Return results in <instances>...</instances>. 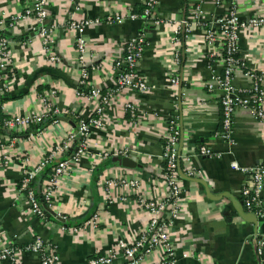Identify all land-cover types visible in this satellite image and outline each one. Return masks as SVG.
<instances>
[{"label":"crops","instance_id":"1","mask_svg":"<svg viewBox=\"0 0 264 264\" xmlns=\"http://www.w3.org/2000/svg\"><path fill=\"white\" fill-rule=\"evenodd\" d=\"M142 2L48 0L45 20L20 19L5 31L11 66L4 93L10 100L3 104V114L38 115L45 113L49 104L59 116L57 123L37 133L31 126L3 129L0 231L19 248L20 264H38L39 256L24 251L34 238L54 249L58 264H88L94 255L113 253L120 239L133 242L147 224L146 213L129 188L119 184L109 187L106 181L136 179L138 194L164 198L166 187L160 174L164 136L171 119L176 120L180 132L178 149L182 140V172L193 171L191 178L206 184L213 197H208L202 184L179 177L185 207L170 231L175 264H264V222L258 220L255 226L235 208L237 202L242 203L239 191L248 181L244 170L264 165V120H258L253 109L238 108L231 139L220 138L216 134L221 131L220 94L206 89L211 77L222 72L223 63L219 56H210L205 27L226 13L231 0H159L156 24L137 17ZM26 5L27 0H0V20L9 24ZM196 6L202 24L191 23L187 31L182 28L183 45L179 41L178 46L173 38L176 26L191 19V8ZM234 9L238 19L245 21L264 13V1L236 0ZM72 20L92 21L83 34L86 49L82 63L77 60L75 32L68 28ZM43 28L53 30L50 37L59 58L57 66L50 65L44 55ZM140 35L143 49L136 74L148 83L150 92L130 90L113 95L100 128L91 130L86 155L73 163L58 183L51 211L55 221L34 216L18 191L24 171L38 165L75 131L73 118L94 117L98 102L89 99L91 89L102 94L115 89L114 63L124 55L125 44ZM238 49L239 66L233 82L248 92L254 82L247 72L264 80V27L242 30ZM83 68L88 74L87 86L80 85ZM171 74L179 80L178 85L171 84ZM128 103L135 106L134 113L126 110ZM202 146L210 150L211 157L198 153ZM102 154H107V159L103 160ZM114 158H128L136 167L118 166ZM232 163L239 169H232ZM222 195L236 203L228 197L219 199ZM262 206L264 209V190ZM94 215L97 224H87ZM258 242L262 243L261 255ZM160 253L155 250L142 256L139 264H157ZM114 264L128 263L119 255Z\"/></svg>","mask_w":264,"mask_h":264},{"label":"built area","instance_id":"2","mask_svg":"<svg viewBox=\"0 0 264 264\" xmlns=\"http://www.w3.org/2000/svg\"><path fill=\"white\" fill-rule=\"evenodd\" d=\"M159 0H143L144 6L142 18L145 21L158 23L156 20V9ZM264 1V0H263ZM236 0H231L226 13L218 18H214L205 27L206 43L210 49V56H219L222 59V72L206 83V89L210 93L219 92L220 108H221V131L216 133L224 140H230L232 135L233 117L238 108L253 109L256 113V118L260 121L264 120V80L254 72H247L254 84L250 91L246 92L237 88L233 82V76L239 66L238 58L234 55H239L238 37L240 32L249 28L264 27V13L260 12L251 16L248 20H239L234 4ZM48 0H27V5L22 14L12 18L9 24H5L0 20V97L8 90L9 79L7 74L11 66V58L8 52L9 41L5 36V31L13 26V23L25 18H36L42 22L48 17L47 11ZM264 10V9H263ZM191 19L179 22L176 30L173 33L174 42L179 46V35L181 29L187 31L193 24H202L199 7L191 8ZM92 24L90 20L70 21L68 28L75 32V46L77 52V60L82 63L86 49L83 34L85 30ZM53 32L52 28H43L41 31L43 42L42 48L44 55L52 66H57L59 58L54 52V42L50 35ZM143 35H140L135 40H130L125 45V53L117 58L114 63L116 71L115 89L105 94L97 89H91L89 99L98 102L94 117L84 120L80 119L76 131L71 132L60 146L54 148L47 159L44 157L42 161L30 168L26 169L22 175L21 187L18 191L23 195L25 201L29 204L31 212L34 216L44 220L43 212L39 204L36 202L31 190L27 194L21 191L25 190L27 184L33 180L43 169L47 160H56L57 166L53 169V174L42 186V195L52 211L54 205V195L58 187L60 179L69 171L73 163L77 162L83 155L87 153V141L94 128H100L103 115L106 108L109 106L110 100L115 93L121 91H136L141 94H148L150 86L148 83L136 74V67L140 59L143 49ZM179 54L175 53L174 58L178 60ZM171 84L176 86L179 80L175 74H171ZM81 86H87L88 74L86 69L81 70ZM45 113L38 115H15L8 117L3 122V127L6 130H14L16 128H29L30 126L38 125L55 116L57 113L52 111L49 104L45 106ZM126 110L131 113L135 112V106L132 104L125 105ZM58 120H53L52 123H57ZM168 130L164 136L163 147V164L164 168L160 174V178L166 187L165 197L161 200L148 198L145 194H138L140 190L139 181L131 180H108L106 185L116 187L118 184L126 186L134 194L137 195V204L143 213H146L147 224L139 230L137 238L128 243L120 239L113 253L107 255H94L88 260V264H114L118 256L125 258L128 264H139L142 256H146L155 250H159L160 257L157 264H175V252L170 242V231L176 220L184 212L185 198L182 187L180 186V178L177 172L178 161V144L180 132L177 128L176 120L171 119L168 122ZM81 137L82 141L77 147L76 154L70 160H61L63 154L73 147L74 140ZM198 153L202 156L211 157V152L206 146L199 148ZM107 159V154L101 156ZM231 168L238 170L239 167L231 164ZM248 173V181L242 186L239 191L243 208L246 212L254 214L258 220L264 222V209L262 206V194L264 190V165L244 170ZM186 175L194 177L195 173L191 170H186ZM59 218L60 216L57 215ZM56 216V217H57ZM98 217L94 215L87 224L96 225ZM262 243L258 242V255H261ZM24 251L33 253L39 256L38 264H58V258L54 249L40 239L34 238L33 241L24 248ZM184 257V256H183ZM19 248L12 242L2 237L0 231V264H20Z\"/></svg>","mask_w":264,"mask_h":264},{"label":"trees","instance_id":"3","mask_svg":"<svg viewBox=\"0 0 264 264\" xmlns=\"http://www.w3.org/2000/svg\"><path fill=\"white\" fill-rule=\"evenodd\" d=\"M144 6H141L140 11L137 14V17H140L142 15ZM182 33H180L179 38L180 41L183 45V38H182ZM235 58H237V54L234 55ZM10 100V97L7 94H3L0 97V144L3 143V140L1 139V137L3 136V122L8 118L6 115L3 114V104L6 103L7 101ZM59 116H52L51 118H48L47 120H45L44 122H42L41 124L38 125H34L31 126V131H33L34 133H37L39 131H41L44 127H46L47 125L51 124L53 122V120H58ZM80 118H73V122L75 124V131L78 128V124H79ZM82 141L81 137H77L74 140L73 143V150H68L66 151L61 160H70L71 158H73L76 154V150L77 147H79L80 143ZM50 152L46 154V158L48 159L50 157ZM57 161L56 160H47V163H45L43 169L41 170V172L33 179L31 180L28 184L25 190L21 191L24 194H27L28 190H31L33 193V196L36 200V202L39 204L40 209L43 212V216H44V221H55L54 219H52V213H51V209L48 207L43 195H42V186L43 184L49 180L53 174V169L57 166ZM99 172V170H98ZM178 172V171H177ZM18 187H21V181L18 184ZM78 226V225H77Z\"/></svg>","mask_w":264,"mask_h":264},{"label":"water","instance_id":"4","mask_svg":"<svg viewBox=\"0 0 264 264\" xmlns=\"http://www.w3.org/2000/svg\"><path fill=\"white\" fill-rule=\"evenodd\" d=\"M63 121H65V119H63ZM181 149H182V140H180V145H179V149H178V161H177V171H178V175L181 179L183 180H187V181H190V182H195V183H198V184H202L205 188V191L208 195L209 198L213 199V197L211 196L210 192H209V189L208 187L206 186V184H204L200 179H194V178H191L189 176H186L182 170H181V166H180V154H181ZM70 150H73V147L70 149ZM113 162H116V164L118 166H123L125 168H129V169H133L136 167V164H134V162H132L130 159L128 158H114L112 159ZM223 197H228L229 199L233 200L230 196L228 195H222L219 199L223 198ZM234 203H236L235 200H233ZM235 208H236V211L237 213L239 214V216L241 218H243L244 220L254 224L255 226H257V217L252 214V213H249V212H246L243 208V205L242 203H238L235 204Z\"/></svg>","mask_w":264,"mask_h":264}]
</instances>
